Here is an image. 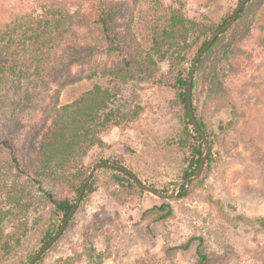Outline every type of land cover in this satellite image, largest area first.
Segmentation results:
<instances>
[{
  "label": "rangeland",
  "instance_id": "rangeland-1",
  "mask_svg": "<svg viewBox=\"0 0 264 264\" xmlns=\"http://www.w3.org/2000/svg\"><path fill=\"white\" fill-rule=\"evenodd\" d=\"M59 1L75 12L79 25L81 15L93 14L100 5L132 4L134 0ZM239 1L137 0L131 33L140 50L152 54L157 76L169 81L165 77L173 62L171 51L164 59L152 52L153 36L168 29L167 19L175 14L187 28L191 22L205 28L218 24ZM34 3L35 0H0V9L9 11L19 6L30 12ZM0 15L6 16L4 10ZM235 24V31L212 48L193 76L197 116L213 143V163L202 171L201 185L182 199L176 194L171 200H163L146 192L138 197L117 185L113 178L116 172L96 170L86 186L87 196L80 199L61 237L39 264H193L197 241L187 251L165 252V247L184 244L191 238L202 239L204 252L213 264H264V226L251 222L264 216V0L248 2ZM80 29L75 26L68 40L102 41L96 32H86L80 40L85 34ZM17 35L15 43L21 40ZM194 36L189 30L187 41ZM102 44L105 42L99 45ZM14 47L6 42L0 45V141L8 136L13 121L19 120L24 128L10 137L13 148L1 153L0 170L8 172L12 166L14 173V157L21 170L32 175L33 158L29 160L28 149L35 131L44 123L46 106L59 81L52 79L47 86L48 78L33 79L25 73L23 60L14 61L9 56ZM99 49L91 63L71 68V74L81 81L61 91L59 104H69L98 86L110 93L106 112H113L112 122L98 135L97 144L78 150L63 168L54 169L55 173L41 175L42 188L55 198L76 200L67 176L82 171L87 177L94 165L114 157L136 173L143 184L167 190L168 194L181 180L187 155L176 145L181 124L173 91L151 81H128L100 72L91 75L109 61L103 47ZM194 56L193 49L187 50V60ZM136 112L138 116L131 120ZM26 174L24 182L28 180ZM29 196L32 199L27 210L9 215L3 222V236H17L20 245L9 254L0 252V264H28L29 257L41 247L51 206L35 187L30 188ZM162 203H169L173 209L164 223L150 225L141 219L146 209ZM9 207L5 196L0 195V210ZM56 223L61 224L60 220Z\"/></svg>",
  "mask_w": 264,
  "mask_h": 264
},
{
  "label": "trees",
  "instance_id": "trees-1",
  "mask_svg": "<svg viewBox=\"0 0 264 264\" xmlns=\"http://www.w3.org/2000/svg\"><path fill=\"white\" fill-rule=\"evenodd\" d=\"M136 2L137 0H134L132 4H124L125 2L114 3L111 7L100 5L94 10L93 14L81 15L82 20H80L79 25L74 17L75 12H71L67 4H62L59 0H56V2L35 0L34 6L30 7V12H27L25 7L19 6L9 11L6 8L0 9L1 12L4 10L6 15H0V45L6 42L10 46H15L9 56L13 60H23V71L32 76L33 79L39 78L42 80V77L48 78L47 86H49L52 79H58L59 81L57 87L50 95L52 98L51 103L46 106L44 123L35 131L32 143L28 149L30 150L29 160L33 158L31 162L32 175L24 173L14 157L11 159L15 170L14 173L11 170L12 166L7 170L8 172L1 173L0 170V195H4L6 202L10 205L7 210H0V252L4 255L12 252L15 246L20 245V240L15 235L3 236V222L7 216H16L27 210L29 206L27 203L30 201L29 199H32L29 196L30 188L35 187V190L39 191L51 206L49 223L45 225L40 239L41 247L55 235L59 227L56 221L60 220L62 222L74 206V199L67 197L55 198L52 194L45 191L42 188L41 175L55 173L54 169L63 168L64 164L78 150H85L97 144L99 142L98 135L106 130L112 122L113 112L111 110L108 113L106 112L110 93L98 86L84 92L79 98L69 104L63 106L59 104L61 91L66 86L81 81L79 77L71 74V68L76 65L91 63L96 53H100V47H103L105 58L107 61L109 59V61L100 65L91 75H96L100 72L101 75L122 78L128 81H151L155 84L169 87L173 91V103L179 108L181 124L176 145L182 151L187 152L185 157L186 168L182 172L181 179L191 177L196 173L202 152V142L191 125L186 106L187 78L193 61V59L187 60V50L193 49L196 54L205 45L209 36L220 26L227 23L233 10L228 12L218 24L205 28L192 22L187 28L184 21L175 14H172L167 19L168 29L163 30L160 35L155 33V36H153L152 52L164 59L167 58L168 52L171 51L173 62L165 77L170 79L168 81V79L157 76L158 67L152 54L150 55V53L140 50L131 33L133 10ZM247 4L240 10L235 22L241 19ZM124 19H127V21L123 25L121 21ZM75 26L81 28L82 30L80 29V31H85L80 40L86 37V32L90 35L96 32L106 45L102 44L101 46L99 44L102 41L93 40L85 43L69 41L68 38L75 32ZM235 28H237L236 24L215 39L211 47L199 59L196 72L207 59L212 48L223 40L225 36L229 35L230 32L235 31ZM121 30L123 32H120ZM189 30L195 35L192 37L191 42L187 41ZM17 34L21 35V40L15 43L18 37ZM231 50L227 53L231 52ZM194 87L195 82L193 81L192 91ZM194 101L195 95L192 94V112L210 146V154L203 167V171H206L213 163V143L206 125L197 116V107ZM137 116L138 113L136 112L130 119L134 120ZM99 118L101 119L99 120ZM11 123L7 128H9ZM22 128H24L23 123L19 120L13 121V126L9 130L8 136L0 141V155L4 149L12 151L13 146L10 137L18 134ZM39 136L40 141L38 142ZM102 162L120 163L114 160V157H112L111 161L103 160ZM100 169H109L116 172L117 174L113 175L114 181L121 189H125L128 194H134L139 197L144 193L125 172L109 167ZM132 173L141 181L136 173ZM25 174L28 180L24 182L22 178L25 177ZM65 174L64 172L60 176ZM67 178L69 179L68 185L72 191L78 194L81 185L86 179V174L82 171H77L72 177L67 176ZM201 183L202 180L200 179L188 183L180 188L176 197L178 199L187 197L193 188L199 187ZM160 192L167 193V190ZM87 194L88 190L85 187L81 200ZM14 210H17V212H13ZM172 214L171 205L162 203L146 209L142 213L141 219L147 220L150 225L162 224ZM237 220L243 221L241 217H237ZM244 222H247V220L245 219ZM251 222L264 226V216ZM193 241L198 242L195 250L196 260L193 264H213L204 252L201 238H191L186 243L174 247L167 246L165 247V252L169 254L187 251ZM46 252L39 257L35 264L42 262ZM32 256L29 257V261Z\"/></svg>",
  "mask_w": 264,
  "mask_h": 264
},
{
  "label": "water",
  "instance_id": "water-1",
  "mask_svg": "<svg viewBox=\"0 0 264 264\" xmlns=\"http://www.w3.org/2000/svg\"><path fill=\"white\" fill-rule=\"evenodd\" d=\"M251 0H240L238 2V4L236 5L230 19L227 21V23H225L224 25L220 26L218 29H216L207 39L205 45L195 54L194 59L192 61V65L189 71V75L187 78V87H186V106H187V112H188V116H189V120L191 122L192 127L194 128V130L198 133L201 142H202V152H201V156L199 159V166L198 169L196 171V173L194 175H192L191 177L188 178H184L181 179L180 181H178L177 183H175V185L173 186V188L171 189L170 193L165 194L160 192L159 190L145 185L143 184L141 181H139V179L126 167L120 165V164H115V163H97L96 165H94L91 170L89 171L86 179L84 180L83 184L81 185L74 206L72 207L71 211L68 213V215L63 219V221L61 222V224L59 225L55 235L46 243L44 244L42 247H40L37 252L32 256V258L30 259L28 264H35L36 261L39 259V257L46 252L58 239L59 237L62 235V233L64 232L67 224L69 223V221L71 220V218L73 217L75 211L78 208L81 196L85 190V187L87 186V184L90 182L92 175L94 174V172L100 168H104V167H109V168H113V169H117L120 171L125 172L127 175L130 176L131 180L133 181V183L139 187L143 192L146 193H150L151 195L158 197L160 199L163 200H171L173 199V197L177 194V192L180 190L181 187L187 185L190 182L193 181H197L200 176L201 173L203 171V167L205 164V161L207 159V157L210 154V146H209V142L208 139L206 138V136L204 135V133L202 132L201 128L199 127L194 114L192 112V103H191V96H192V84H193V76H194V72L197 66V63L199 61V59L201 58V56L211 47L212 43L215 41V39L217 37H219L222 33H224L225 31L229 30L233 24L236 21L237 15L239 14L240 10Z\"/></svg>",
  "mask_w": 264,
  "mask_h": 264
}]
</instances>
